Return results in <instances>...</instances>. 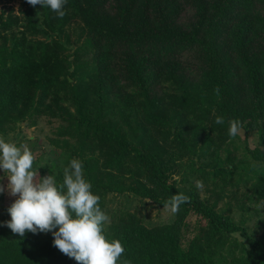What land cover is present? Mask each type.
Wrapping results in <instances>:
<instances>
[{"label":"trees","instance_id":"obj_1","mask_svg":"<svg viewBox=\"0 0 264 264\" xmlns=\"http://www.w3.org/2000/svg\"><path fill=\"white\" fill-rule=\"evenodd\" d=\"M22 4V19L5 24L25 20L22 35L1 38L0 116L35 122L47 111L64 122L55 132L68 137L54 144L67 161L80 159L105 213L111 193L177 207L172 223L153 228L131 213L104 222L105 236L124 248L117 264H264V220L259 235L248 225L264 207V0H67L63 17ZM74 22L81 31L72 41ZM66 42H82L72 61ZM58 88L75 111L60 105ZM241 129L257 137L237 161L229 145ZM177 154L204 157L190 159L191 173L214 201L173 179ZM190 214L205 223L186 241ZM51 241L50 233L3 236L0 264H76Z\"/></svg>","mask_w":264,"mask_h":264},{"label":"clouds","instance_id":"obj_2","mask_svg":"<svg viewBox=\"0 0 264 264\" xmlns=\"http://www.w3.org/2000/svg\"><path fill=\"white\" fill-rule=\"evenodd\" d=\"M27 2L41 9L47 7L58 17L65 15L67 0ZM216 122L222 123V117H217ZM237 130V122H230L229 135H235ZM33 161L29 148L0 138V171L7 178L6 185L0 184V193L7 191L15 197L6 209L10 218L0 226L20 237L26 232L50 233L52 245L76 264H117L123 245L105 236L103 224L108 216L100 207L99 195L83 175L82 163L71 159L58 185L51 174L37 178Z\"/></svg>","mask_w":264,"mask_h":264},{"label":"rangeland","instance_id":"obj_3","mask_svg":"<svg viewBox=\"0 0 264 264\" xmlns=\"http://www.w3.org/2000/svg\"><path fill=\"white\" fill-rule=\"evenodd\" d=\"M24 7L22 4V0H0V44L3 42L1 39L3 36L12 37V35L20 37L23 31V23L25 20H21L18 25L12 24V26L8 29H5L6 22L10 19L11 15L13 17H18L22 19ZM34 21L38 23V25L42 26V12L39 9H36L34 14ZM71 40L75 41L79 36L81 31V24L79 22H74L71 25ZM42 36H38L41 39ZM53 38V35H50ZM66 47L68 50L66 51V55H69V59L72 61L74 59V55L77 52L78 47L81 46L82 42L77 44L66 42ZM56 90V97L58 102L62 107H65L68 111H75L74 104L71 102L70 97L66 93L65 90L61 89ZM50 103V102H49ZM51 104V103H50ZM54 107V105H51ZM116 119H119V116H116ZM61 123L64 124L59 119L51 116L49 112L43 111L37 120L34 122L33 120L27 122H21L20 118L16 115L6 114L0 116V138L7 140L8 142H14L20 147L29 148L34 156L33 161V170H37V178H39L40 170L48 164L55 166L51 172L46 173L45 175H53L56 179V175H58L59 168L64 169L68 167L69 161H67L68 157H65L61 154L65 150L63 149L62 144L60 143L59 147H56L54 144V140L57 139H66L68 136H62L55 131L58 129ZM124 130H127L124 127ZM240 139L237 140L238 144L236 147L230 146V150L233 153L232 157L236 158L237 161L243 159L244 156V146L249 144L250 146L254 144L255 138L257 137L255 134L251 135L249 138L245 133V130H239ZM234 139V140H235ZM70 142H74V139L71 138ZM227 143V142H226ZM227 145H225L226 147ZM227 151V150H226ZM225 152V151H224ZM214 153V151H213ZM231 153V154H232ZM98 154V150L96 152ZM218 154L222 159L226 160L228 156V152L224 154L218 150ZM61 155V157H60ZM179 159L177 160L175 166L172 168V172L175 173L173 175V179L179 183L183 189H188L190 187H195L200 192L202 198L211 197V201L215 200V195L211 193L210 189L207 191V187L201 184L198 174H192L191 165L193 163L190 162L192 159L196 164H203L204 157L196 158V155H185L180 156L177 154ZM80 161L79 158H75ZM195 168L197 166L195 165ZM7 175V173H5ZM43 175V176H45ZM0 184H7V178L4 176L3 172L0 171ZM240 191H243L244 186H241ZM15 199V197L8 194L7 191L4 193H0V222L9 219L10 217L7 214V207L11 204V202ZM228 198H224L221 202H219L217 209H221L224 204L227 202ZM106 203V214L108 216V220L105 221L106 225H109L111 220L115 215H119L121 213H131L134 214L138 219H140L148 228H153L165 224L172 223L177 214L176 206H168V207H159L156 204L152 203L150 200H140L136 198L131 192H127L126 194H116L111 193L105 198ZM235 201H233V215L236 220L239 219V213L236 211ZM256 208V207H255ZM252 211H257L258 215L252 217V219L248 222L250 228H252L253 233L260 234L261 230L257 226L261 220H264V207L259 205L257 209H252ZM251 211V213H252ZM201 217L190 214L187 221L189 223V230L187 233L186 241L192 240V238L196 234V229L199 226V223L204 224L205 221L200 219ZM263 226H264V222ZM262 226V227H263ZM12 233L10 229L6 226H0V239L3 236H10ZM47 234V233H42ZM241 240V238H239Z\"/></svg>","mask_w":264,"mask_h":264}]
</instances>
